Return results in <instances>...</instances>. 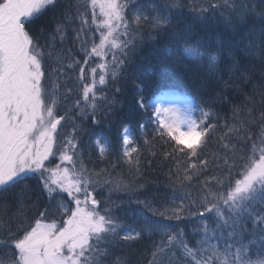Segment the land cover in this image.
<instances>
[{
	"label": "snow or ice",
	"instance_id": "obj_1",
	"mask_svg": "<svg viewBox=\"0 0 264 264\" xmlns=\"http://www.w3.org/2000/svg\"><path fill=\"white\" fill-rule=\"evenodd\" d=\"M49 11L51 31L35 30ZM69 39L82 60L63 47ZM150 75L182 87L153 89ZM129 88L144 147H154L151 123L176 162L170 183L185 190L162 210L131 200L145 186L140 143L118 115ZM87 122L118 124L115 151L132 179L115 172L112 141ZM214 137L220 151L205 155ZM86 149L109 166L89 167ZM118 194L138 206L127 213L138 227L117 214ZM187 221L199 237L191 245ZM145 234L164 237L147 264H264V0H0V264H140L130 250Z\"/></svg>",
	"mask_w": 264,
	"mask_h": 264
},
{
	"label": "trees",
	"instance_id": "obj_2",
	"mask_svg": "<svg viewBox=\"0 0 264 264\" xmlns=\"http://www.w3.org/2000/svg\"><path fill=\"white\" fill-rule=\"evenodd\" d=\"M142 3H147L148 0H141ZM193 3H195L197 6L199 4L203 3L204 6H207V0H193ZM54 20H53V13L51 11L47 12L46 14L42 15L37 19L33 25L35 30H39L41 26L46 27L47 31H51L53 26ZM209 31H211L215 26L212 24H209ZM47 32H45L43 39L46 38ZM98 37V34H97ZM61 45L57 44V48L59 49ZM65 48H70L71 53L73 56L79 59H83L82 54L78 51V44L74 42L72 39H69L65 45L63 46ZM148 46H145L144 52L147 53ZM95 63H99V60L95 61ZM52 67H55L54 64L51 65ZM47 70V69H46ZM65 71L68 72V75L73 77V79L68 81V86L76 89L78 82L75 80L76 73L74 71H69L65 69ZM149 79L152 81L153 88L161 87L163 84L162 82H166L167 79L160 80L157 77L149 76ZM170 84H176L177 90L179 91L182 87V84L180 81L176 79H170ZM162 83V85H161ZM124 82L120 81L119 85H123ZM161 85V86H160ZM109 97L113 95L112 88L109 87L106 89ZM132 93L131 89H127L122 95L118 96V99L122 101L121 106H119V112L118 115L121 119H123L124 122L131 124L133 134L135 135L137 141L140 143L141 151H142V157H141V164H142V170H143V178H136V182L143 184L145 186L144 191L139 197H131V200H135L137 198L139 199H145L146 197L151 199L154 203V205L158 208H161L162 205L167 204L171 201L173 198V191L175 189L176 198L179 200L180 198H183L185 195V190L180 189L176 187L174 184L170 183L168 179V174L171 171H175L176 169V162L172 159H165L163 157V153L167 151L168 149L161 144V142L158 139H153V124L149 123L146 124V130L149 133V139L152 141V144L154 147H152L150 150L145 148L143 145V140L138 134L137 129V121L143 122V117L139 112H137L133 106H132ZM78 98L75 96V92L73 94V97L70 98L69 103L71 99ZM217 112L223 117L227 113V106H223L217 109ZM75 115V113H73ZM222 122V121H221ZM68 125L65 124V130L67 129ZM86 128H89L91 131L99 132L101 130L104 131L105 135L108 136V138L113 143V152L112 155L108 158L112 162L117 163V167L115 169L116 173H120L123 175L125 179H132L133 173H130L128 171V166L119 160V157L116 154L115 146L118 144V124L113 123L112 126L109 128L107 124H103L100 127H93L90 122H87L85 124ZM222 131V129H221ZM88 135L84 134L82 136V141L88 142ZM154 151L156 152V156H150L149 152ZM220 148L219 145L215 142V137L213 138V141L209 144L208 149L205 150V155H207L210 152H219ZM86 152L88 153L85 158V162L89 163V160L91 163H89V167H107L109 166L107 162H102L98 158V154L94 150L86 149ZM151 161L150 164L147 163V161ZM54 161H59L58 159ZM53 161V162H54ZM187 163L186 158L181 157V165H184ZM213 174L212 171H209L206 173V175ZM203 176L200 177L201 180H203ZM29 184H34V180L27 181ZM200 184L199 182L194 179L191 184L186 186V190L188 192H191L193 196H195L199 192ZM113 200L121 201L123 202V206L117 210V214L120 215L121 220L126 225H132L133 227H138L133 223V218L130 215H127L129 212H135L138 210V206L135 205V203H129L130 197L124 194H118L114 195ZM11 211H15V209H12ZM31 215V213H30ZM154 219H162L160 217H154ZM169 224H175V221H166ZM193 222L187 221L180 225L185 231L186 238L189 242V244H193L196 239H199V237H196L193 235L191 229L193 227ZM249 229L252 228V224L249 222L248 224ZM175 230V229H173ZM159 234H154L151 236H148L145 234V236L137 242L133 248L130 250L132 253V260L135 262L138 258H140V264H147V257L148 253L151 250V245L154 242H159L161 239H163ZM251 238V237H249ZM125 251H128L125 249ZM120 251L117 250L115 252V255H120Z\"/></svg>",
	"mask_w": 264,
	"mask_h": 264
},
{
	"label": "rangeland",
	"instance_id": "obj_3",
	"mask_svg": "<svg viewBox=\"0 0 264 264\" xmlns=\"http://www.w3.org/2000/svg\"><path fill=\"white\" fill-rule=\"evenodd\" d=\"M171 80L170 79H167V81L164 83V82H162L163 84H165V85H167V84H170L169 82H170ZM162 83H161V85H162ZM160 85V86H161ZM153 89H155V88H153ZM163 90H167L166 88H164ZM63 131H65V126H64V128L62 129V132ZM54 163H59V161H54Z\"/></svg>",
	"mask_w": 264,
	"mask_h": 264
}]
</instances>
